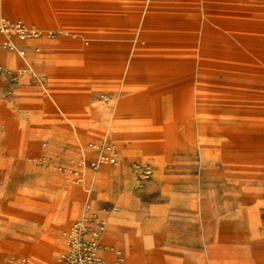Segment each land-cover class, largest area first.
Wrapping results in <instances>:
<instances>
[{
	"label": "rangeland",
	"instance_id": "rangeland-1",
	"mask_svg": "<svg viewBox=\"0 0 264 264\" xmlns=\"http://www.w3.org/2000/svg\"><path fill=\"white\" fill-rule=\"evenodd\" d=\"M0 16L36 30L11 48L0 32V264H55L86 208L108 229L115 207L120 236L106 229L103 243L123 264L125 237L150 221L140 264H264V0H0ZM70 30L81 46L130 41L117 58L136 74L59 57ZM16 48L33 71L8 62ZM110 107L144 116L70 125ZM94 144L112 145L114 162Z\"/></svg>",
	"mask_w": 264,
	"mask_h": 264
},
{
	"label": "crops",
	"instance_id": "crops-1",
	"mask_svg": "<svg viewBox=\"0 0 264 264\" xmlns=\"http://www.w3.org/2000/svg\"><path fill=\"white\" fill-rule=\"evenodd\" d=\"M59 35H63L66 38V43L71 48V50L61 51V52L57 53L59 57L65 58L67 60L68 59L77 60V59L84 57L87 59L86 61L92 62V63L85 64V66H84L85 69L99 70V71H104V72L115 70V71H118V72L123 73V74H128V76H133L136 74V72L134 71L135 67L132 65L131 58L128 60L127 63H124V59L117 58V57H120V54H122V52H124L125 50L128 49L127 45H129L131 43L130 41H128V40L124 41L123 39L120 38L121 40H119V41H122L123 46H121V44L116 46V44H115L116 42L112 41V40H115L114 38H104V39H102L103 42L93 43L92 45H88V46H81L80 43L78 42L79 37H78V34L76 32H73L71 30L69 32L63 31ZM117 41H118V39H117ZM47 42L48 41L43 42V46L46 49L49 46H51V44H49ZM32 44H33L32 42H23V41L18 42L19 46L29 47ZM139 49H141V48H138L136 50H139ZM16 54H17L16 59H10V60H8V62L12 65H14V64L19 65L20 64L21 67L22 68L25 67L24 69H26L27 71H33V67L28 62V60L24 57V52H22L21 50L16 48ZM20 59H22L23 61L22 60L20 61ZM37 59L39 61H41V60L47 61L48 56L43 55L41 57H37ZM17 60H18V62H17ZM166 60L178 61L177 59H175L173 57H167ZM81 67L83 68V65H81ZM175 69H177V68H175ZM140 97H141L140 94L135 93V94L130 95L128 97V99L130 101L135 102V101L141 100ZM109 113L113 114V118H112L113 123H117V124L121 123L123 125H128V124H132V123L135 124L133 118H138V117L144 116L142 114L141 115L140 114H132V115H128L127 117H125L124 115H121L113 107H110V108L104 109V110L92 108V109H88L87 111L82 113V119L79 122H70V125H72V124L105 125L106 123L109 122L108 121V114ZM97 115L99 117H97ZM69 131L72 135H74L70 129H69ZM76 136L82 137V138H88L89 137L88 132L86 130H82L80 133L76 134ZM116 142L119 146H123L124 143L131 142V140H130V138H126V134L124 133L123 138L116 140ZM139 156L143 157V158H150V157L155 156V152L147 153L146 149L144 148L140 151ZM100 158L101 157H98L97 159L95 158L96 161L98 160L97 164L101 165L100 166V172L101 173L109 172L110 168L108 167V165L102 164V159H100ZM93 163L95 164L96 162H93ZM124 171H125V173L128 172V171H126V169H124ZM91 175L93 177H96L98 175V173L97 174L95 173L94 174L95 176L93 174H91ZM114 210L118 211V212H114L113 214L109 215L106 218V221H108L109 226L107 229V223H106L105 231L102 234V236L100 237V243H101L102 247H105V244L103 243V236L107 230H109L111 232V233H109L110 235L108 236V239H109L108 241H110V242L114 241L113 237L115 235L120 236V234L118 232H119V229L123 225V221H122L121 216H120V212H119L120 209L118 207H115ZM153 224L154 223H152L150 221L148 223H145L143 226L144 227H147V226L153 227ZM143 226L136 227L130 234H128L125 237V240L127 241L126 243H128L132 248H133V242L134 241H138L140 244L138 248L133 249L132 251L128 252V255L126 257L127 258L126 263L130 264V262L133 263V261H134V262L140 264V262H139L140 257H138L140 252L147 250L152 245V237L149 234H142L141 233L142 232L141 230H143ZM62 231L64 232L65 230H61L60 232H62ZM14 246L16 248L19 246L22 247V244H14ZM105 248L101 249V253H102V255H104L108 259V261H111L112 260V253L105 251L106 250ZM201 261L203 262L204 260L202 259Z\"/></svg>",
	"mask_w": 264,
	"mask_h": 264
},
{
	"label": "built area",
	"instance_id": "built-area-1",
	"mask_svg": "<svg viewBox=\"0 0 264 264\" xmlns=\"http://www.w3.org/2000/svg\"><path fill=\"white\" fill-rule=\"evenodd\" d=\"M36 30L28 27L21 19L7 20L0 16V32L7 35L8 40L5 46L12 47L9 39L12 35L19 37H31L36 35ZM95 151H105L109 154V161L114 162L113 149L108 145H92ZM91 166L96 168L91 162ZM150 174L147 166L142 167V177L146 178ZM105 231V222L96 218L89 208H86L77 221L73 223L65 237L64 249L60 252L55 264H107L100 254L102 248L100 237ZM113 254L112 264H120L123 259V251L119 247H110ZM23 264H33L28 260H23Z\"/></svg>",
	"mask_w": 264,
	"mask_h": 264
},
{
	"label": "bare ground",
	"instance_id": "bare-ground-1",
	"mask_svg": "<svg viewBox=\"0 0 264 264\" xmlns=\"http://www.w3.org/2000/svg\"><path fill=\"white\" fill-rule=\"evenodd\" d=\"M136 9V8H135ZM83 19V18H82ZM199 19V18H198ZM216 23V22H215ZM112 25V24H111ZM182 26V25H181ZM201 26H202V24H201ZM224 28V27H223ZM89 35V34H88ZM92 35V34H91ZM91 35L89 36L90 38H91ZM94 35V34H93ZM96 35V34H95ZM86 37V36H85ZM87 39V38H86ZM98 39V38H97ZM102 39H104V38H102ZM157 40V39H156ZM183 40V39H182ZM102 41V40H101ZM138 41V40H137ZM148 43V42H147ZM146 45V44H145ZM149 45V44H148ZM220 45V44H219ZM226 46V45H225ZM135 47V46H134ZM191 53V52H190ZM22 59H20V61H21ZM41 60V59H40ZM174 60V59H173ZM23 61V60H22ZM45 61V60H44ZM221 61V60H220ZM17 62H18V60H17ZM26 62V61H25ZM166 63H171V62H175V63H179V61H169V60H166L165 61ZM180 62H182V63H184L183 61H180ZM198 62V61H197ZM230 62V61H229ZM185 64V70L186 71H191V70H189L190 68L191 69H193V66H192V64H188V63H184ZM232 64V63H231ZM241 64V63H240ZM239 64V65H240ZM244 64V63H243ZM246 64V63H245ZM30 65V64H29ZM205 65V64H204ZM242 65V64H241ZM253 65H255V64H253ZM245 66H247V65H245ZM250 66V65H249ZM24 67V66H23ZM251 67V66H250ZM25 68V67H24ZM178 68V67H177ZM181 68V67H180ZM252 68H254V67H252ZM126 69V68H125ZM34 70V69H33ZM259 71H261V70H259ZM120 116V115H119ZM86 129V128H85ZM122 129V128H121ZM116 130H118V129H116ZM98 161V160H97ZM125 172V171H124ZM95 176V175H94ZM105 181V180H104ZM247 202V201H246ZM105 228H106V222H105ZM65 232V231H64ZM63 232V233H64ZM109 233H111L110 231H108L107 233H106V241H108L109 239H108V236L110 235ZM131 243V242H130ZM145 244V243H144ZM139 242L138 241H134L133 242V249H136V248H138L139 247ZM100 254L102 255V253H101V250H100ZM124 255V254H123ZM102 257L104 258V260H105V262L107 263V264H112V261L113 260H111V261H108V259L104 256V255H102ZM112 259H113V254H112ZM124 260H125V256H124V259H123V261L120 263V264H123V262H124ZM134 263H136V262H134L133 261V263L132 262H130V264H134ZM129 264V263H128Z\"/></svg>",
	"mask_w": 264,
	"mask_h": 264
}]
</instances>
